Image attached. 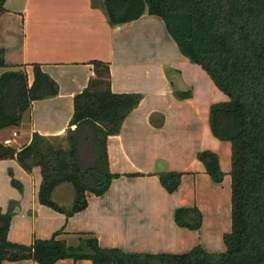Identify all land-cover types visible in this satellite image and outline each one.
<instances>
[{
  "label": "crops",
  "instance_id": "crops-1",
  "mask_svg": "<svg viewBox=\"0 0 264 264\" xmlns=\"http://www.w3.org/2000/svg\"><path fill=\"white\" fill-rule=\"evenodd\" d=\"M10 1L0 16L6 62L25 65L30 82L32 64H42L58 82L59 93L35 100L20 126L0 129L1 142L21 148L35 132L64 137L74 114V96L93 74L94 59L110 62L114 92L143 97L120 130L108 136V168L121 176L102 195L88 192V206L71 217L40 203L41 167L29 172L16 158L0 159V207L13 212L9 239L31 244L63 228L60 237L69 245L93 234L101 246L130 253H185L198 245L210 252L225 251L223 237L232 228V150L229 141L212 133L210 107L226 99L209 74L181 53L164 20L145 13L113 27L107 10L92 0H39L34 9H17ZM6 69H0V75ZM185 91L191 95L179 97ZM94 136L93 127L84 125L79 148L85 166L95 162ZM205 149L219 156L225 173L221 182L213 180L197 157ZM167 171L185 172L174 193L157 174ZM13 176L23 190L13 185ZM58 193L66 200L73 198L74 190L64 185ZM194 205L202 212V227L179 226L176 208ZM3 264L41 263L24 259ZM55 264L94 263L66 258Z\"/></svg>",
  "mask_w": 264,
  "mask_h": 264
},
{
  "label": "trees",
  "instance_id": "trees-1",
  "mask_svg": "<svg viewBox=\"0 0 264 264\" xmlns=\"http://www.w3.org/2000/svg\"><path fill=\"white\" fill-rule=\"evenodd\" d=\"M7 0H0V16ZM98 5L97 0L93 2ZM111 26L121 25L148 13L161 17L181 53L200 65L228 99L212 103L210 126L215 137L231 143L232 228L224 234L225 251L210 252L198 245L185 253L136 252L103 247L93 234L81 236L78 245L61 238L64 229L31 244L9 239L12 209L0 207V264L5 260L32 259L55 264L66 258L90 259L94 264H264V0H102ZM93 74L74 96V114L64 137L35 132L29 144L15 148L0 141V159L16 158L29 172L41 167L40 203L71 217L88 206V192L104 194L120 173L108 166V136L118 132L138 106L141 93L112 90L111 64L94 59ZM33 65L30 82L25 65H10L0 48V129L18 127L35 100L59 93L58 82L42 64ZM190 91L180 92L186 98ZM95 131V162L85 166L79 148L84 125ZM75 125V128L72 126ZM197 157L207 173L221 182L225 173L219 156L202 150ZM12 174V172H11ZM144 173H129L130 176ZM165 189H179L185 172L157 173ZM15 187L23 184L12 178ZM71 186L73 198L56 199L57 190ZM176 223L199 230L203 215L197 205L178 207Z\"/></svg>",
  "mask_w": 264,
  "mask_h": 264
},
{
  "label": "rangeland",
  "instance_id": "rangeland-1",
  "mask_svg": "<svg viewBox=\"0 0 264 264\" xmlns=\"http://www.w3.org/2000/svg\"><path fill=\"white\" fill-rule=\"evenodd\" d=\"M93 2L95 0H92ZM102 0H97V2L100 4ZM37 3L40 4V1L39 0H11L10 1V4L11 6H13L14 8H17V9H34L35 6H38L36 5ZM75 3V2H74ZM28 23L29 24H32V19H29L28 20ZM208 76V75H207ZM220 95L224 98H221V99H228V96L227 94H225L223 91H220ZM220 101V100H219ZM85 149V148H84ZM83 149V151H85ZM87 166H90V163H86ZM60 190L58 189L56 194H55V197L56 199H58L59 201H63V202H66V200L63 199L62 195H59Z\"/></svg>",
  "mask_w": 264,
  "mask_h": 264
},
{
  "label": "built area",
  "instance_id": "built-area-1",
  "mask_svg": "<svg viewBox=\"0 0 264 264\" xmlns=\"http://www.w3.org/2000/svg\"><path fill=\"white\" fill-rule=\"evenodd\" d=\"M14 134L16 135V134H17V132H14Z\"/></svg>",
  "mask_w": 264,
  "mask_h": 264
}]
</instances>
